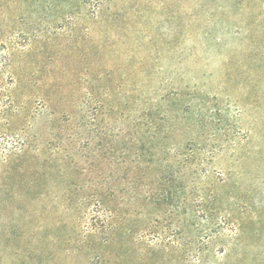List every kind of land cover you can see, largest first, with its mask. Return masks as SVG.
I'll return each instance as SVG.
<instances>
[{"label":"rangeland","instance_id":"374dc122","mask_svg":"<svg viewBox=\"0 0 264 264\" xmlns=\"http://www.w3.org/2000/svg\"><path fill=\"white\" fill-rule=\"evenodd\" d=\"M0 264H264V0H0Z\"/></svg>","mask_w":264,"mask_h":264}]
</instances>
